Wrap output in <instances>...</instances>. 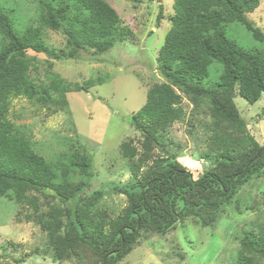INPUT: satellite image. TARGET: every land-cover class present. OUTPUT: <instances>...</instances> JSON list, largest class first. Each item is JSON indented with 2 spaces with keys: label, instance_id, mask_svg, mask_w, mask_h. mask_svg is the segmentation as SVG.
I'll list each match as a JSON object with an SVG mask.
<instances>
[{
  "label": "trees",
  "instance_id": "obj_1",
  "mask_svg": "<svg viewBox=\"0 0 264 264\" xmlns=\"http://www.w3.org/2000/svg\"><path fill=\"white\" fill-rule=\"evenodd\" d=\"M38 2V15L20 30L12 12L0 5V195L34 209L58 259L83 256L92 264H117L143 231L166 232L192 216L203 226L215 222L238 188L264 167V143L250 132L234 100L237 91L250 103L264 96V31L247 15L260 0H174L158 58L165 81L150 86L145 103L128 118L142 136L141 149L131 141L121 143L137 180L113 188L128 200L117 217L100 205L103 190L83 193L94 175V152L79 135L57 159L48 160L9 113L13 98L25 97L54 114L68 105V92H87L103 83V77L72 82L52 67L82 51L102 54L113 48L121 16L107 0ZM163 10L160 4L158 26ZM234 22L261 46L249 48L230 37ZM48 29L65 36V47L57 50L46 42ZM30 51L47 57V81L38 83L32 75L37 55ZM217 65L221 70L208 86L204 80ZM184 96L195 107L206 104L211 118L204 157L213 165L197 177L173 154L154 155L167 128L184 118ZM43 203L45 211L40 210ZM237 264H264V228L251 225L245 232Z\"/></svg>",
  "mask_w": 264,
  "mask_h": 264
},
{
  "label": "rangeland",
  "instance_id": "obj_2",
  "mask_svg": "<svg viewBox=\"0 0 264 264\" xmlns=\"http://www.w3.org/2000/svg\"><path fill=\"white\" fill-rule=\"evenodd\" d=\"M107 1L121 16L120 36L113 48L102 54L82 51L78 58L54 61L52 67L72 82L103 77V83H97L87 92H68V105L54 114L48 113L36 100L13 98L9 117L30 137L33 148L48 160L57 159L79 135L94 152V175L91 186L83 193L103 190L100 205L117 217L124 213L128 200L124 193L113 188L126 187L137 180L128 158L121 154V143L131 141L141 149L142 136L129 124L128 118L145 103L149 87L165 81L158 58L170 27L174 0ZM160 4L164 10L158 26ZM0 5L12 12L19 30L39 13L38 0H0ZM247 15L264 31V0ZM229 33L246 47L261 46L238 22L229 26ZM45 40L57 50L66 44L65 36L51 29L46 31ZM28 54L37 55V69H32V75L38 83L47 81V57L33 51ZM220 70L219 65L215 66L205 84H215ZM234 100L250 132L263 144L264 96L250 103L237 91ZM183 106L184 118L167 128L163 144L155 148L154 155L173 154L197 177L213 165L212 160L204 157L212 132L211 118L206 104L195 107L184 96ZM152 163L151 159L140 171ZM47 208L43 203L40 210ZM251 225L264 228V167L238 188L211 225L203 226L199 217L192 216L166 232L143 231L132 251L117 264H237L240 241ZM0 260L2 264H92L83 256L58 259L47 231L35 219L34 209L2 195Z\"/></svg>",
  "mask_w": 264,
  "mask_h": 264
}]
</instances>
